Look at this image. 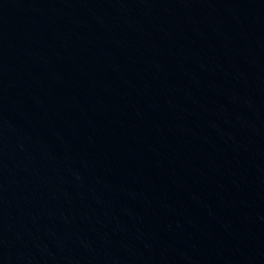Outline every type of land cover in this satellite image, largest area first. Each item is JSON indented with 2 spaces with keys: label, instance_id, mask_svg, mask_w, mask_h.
<instances>
[{
  "label": "water",
  "instance_id": "95a60500",
  "mask_svg": "<svg viewBox=\"0 0 264 264\" xmlns=\"http://www.w3.org/2000/svg\"><path fill=\"white\" fill-rule=\"evenodd\" d=\"M0 264H264V0H0Z\"/></svg>",
  "mask_w": 264,
  "mask_h": 264
}]
</instances>
